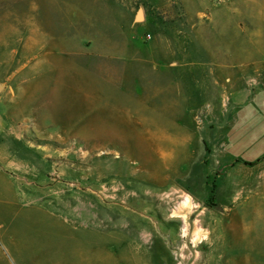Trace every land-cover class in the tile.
Instances as JSON below:
<instances>
[{"label": "rangeland", "instance_id": "rangeland-1", "mask_svg": "<svg viewBox=\"0 0 264 264\" xmlns=\"http://www.w3.org/2000/svg\"><path fill=\"white\" fill-rule=\"evenodd\" d=\"M2 55L4 87L19 72L30 95L0 134V264H264L258 168L225 166L264 147V0H0ZM243 72L253 102L232 108L230 90L213 110ZM199 137L211 155L224 140L219 171ZM173 191L198 204L190 220L205 212L210 242L180 235L157 202ZM126 227L141 258L101 235Z\"/></svg>", "mask_w": 264, "mask_h": 264}, {"label": "crops", "instance_id": "crops-1", "mask_svg": "<svg viewBox=\"0 0 264 264\" xmlns=\"http://www.w3.org/2000/svg\"><path fill=\"white\" fill-rule=\"evenodd\" d=\"M220 8H216L213 11H209V12H198V15H200L199 19L200 20H206V21H214L217 17V12L220 11L218 10ZM201 14H205L204 16H201ZM197 17V15H196ZM198 18V17H197ZM192 20L194 21V18H192ZM158 38L159 42H163L166 44H169V46H172V44H176L177 43V38L178 36L172 38V40H170L169 38H167L166 36H158L156 37ZM183 60H186V55L181 56ZM180 57V58H181ZM210 58L211 61L216 60V55H214L212 52L210 54ZM4 60L5 57L4 55H2L0 57V63L4 64ZM181 60V59H180ZM168 65H170L171 67H175L178 66V60L176 58H174V56L169 57L168 58ZM236 82L231 84L232 87H228V86H223V89L221 90L222 96H221V103L220 106H215V108L213 110H224V109H228L229 107V101L228 102H223V98H224V93L225 92H230L233 94V100H232V108H245V104L247 102H253V100H249L246 99V92H250V88H246V84H245V72H243L241 75L236 74ZM3 80L0 79V84L2 85L0 88V134L7 130L5 127V121L6 119H10L12 121H16L17 118L16 116H14L15 112L14 110L17 109L18 104H20L22 101H25V97L26 95L29 93L30 95V91L26 86L27 78L23 75H19V72H15V74L12 76V89L5 88L3 85ZM225 82H231V78L226 76ZM217 79H213L212 83H210L209 89L208 91H204V93L208 92L210 94L213 93V91L216 90V86H217ZM229 92V93H230ZM255 96H264V90H257V92L254 93ZM228 97V96H227ZM29 102V101H28ZM26 104V103H24ZM257 107L259 108L260 112L258 113V120L253 123L254 126L258 125V127H260V125H264V98L262 99H256L255 103H254ZM218 107V108H216ZM213 112H211L210 114H212ZM245 114V113H244ZM195 120L196 123L198 124V126H200L202 124L201 119L199 118L198 115H195ZM17 129H10L12 134L14 135L15 138L20 139L22 138L23 132H24V128L26 126V124H24L23 122H17ZM10 133V132H9ZM254 137L257 138V134H254ZM261 138L260 140H262V135L259 137ZM199 139H201V143L203 146V150L200 152L199 154V161L202 164H205V166H207L208 161L211 159L212 164H213V168L212 171H219V167L221 166L220 162H217L216 156L218 154H220V150L225 144L224 140H221L219 143V146L217 147L218 150L217 152L213 155H211L212 150H210V146H208V144L206 143V141L202 138L199 137ZM209 148V149H208ZM218 153V154H217ZM225 156H227V154H223ZM3 161V154L0 151V170H4V166L1 165V162ZM210 162V163H211ZM246 162H251L250 164L246 163ZM236 163H239V172L242 173H248L250 171V169H255L258 168V173L255 176V179L258 183L264 184V147L258 151V154L256 155L255 159H250V160H244L241 158H235L233 161H229L225 164V166L231 165V166H235ZM248 180V178H247ZM78 217V216H77ZM111 220V219H110ZM97 231V230H95ZM98 232L100 233V231L98 230ZM101 235L107 240L110 241L112 244L109 248V251L112 253L114 252H119L120 254V259L121 260H125L128 259L130 255H132V253H135L136 256L139 258H141L143 255L141 254L140 251V247L137 244V248L134 251L133 247V230L129 229V228H125L124 230H120V232L117 231H109L108 233H101ZM120 244L121 248L120 250H117V244ZM211 245L214 246L213 242L211 243ZM212 246V247H213ZM213 250V249H212ZM208 263V262H207Z\"/></svg>", "mask_w": 264, "mask_h": 264}, {"label": "bare ground", "instance_id": "bare-ground-1", "mask_svg": "<svg viewBox=\"0 0 264 264\" xmlns=\"http://www.w3.org/2000/svg\"><path fill=\"white\" fill-rule=\"evenodd\" d=\"M176 191L170 193L166 199H158V203L167 207L172 205L173 207L169 210V217L176 218L180 217L182 224L180 227V235L184 238L187 236L191 237L192 242L200 241L201 239L210 242L211 231L208 226L204 223L203 216L205 212L198 213L193 220L190 217L198 209V204L191 201L188 195H184L180 200L177 201L175 196ZM161 194H156V198H160ZM162 211H165L162 209Z\"/></svg>", "mask_w": 264, "mask_h": 264}, {"label": "built area", "instance_id": "built-area-1", "mask_svg": "<svg viewBox=\"0 0 264 264\" xmlns=\"http://www.w3.org/2000/svg\"><path fill=\"white\" fill-rule=\"evenodd\" d=\"M146 37H147V38H149V37H150V34H149V33H147V34H146Z\"/></svg>", "mask_w": 264, "mask_h": 264}, {"label": "water", "instance_id": "water-1", "mask_svg": "<svg viewBox=\"0 0 264 264\" xmlns=\"http://www.w3.org/2000/svg\"><path fill=\"white\" fill-rule=\"evenodd\" d=\"M140 17H141V14H139V18H140ZM1 86H2V85L0 84V88H1Z\"/></svg>", "mask_w": 264, "mask_h": 264}, {"label": "trees", "instance_id": "trees-1", "mask_svg": "<svg viewBox=\"0 0 264 264\" xmlns=\"http://www.w3.org/2000/svg\"><path fill=\"white\" fill-rule=\"evenodd\" d=\"M248 164H250L251 162H247Z\"/></svg>", "mask_w": 264, "mask_h": 264}]
</instances>
